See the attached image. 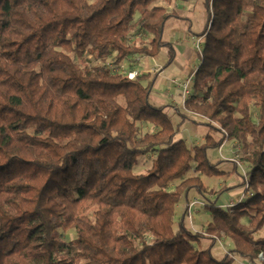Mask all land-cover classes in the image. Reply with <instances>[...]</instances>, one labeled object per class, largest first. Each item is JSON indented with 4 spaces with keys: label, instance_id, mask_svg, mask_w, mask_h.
I'll use <instances>...</instances> for the list:
<instances>
[{
    "label": "trees",
    "instance_id": "obj_1",
    "mask_svg": "<svg viewBox=\"0 0 264 264\" xmlns=\"http://www.w3.org/2000/svg\"><path fill=\"white\" fill-rule=\"evenodd\" d=\"M173 1L0 0V264H264V0H204L202 53L176 126L166 106L149 103L159 73L110 67L162 51L160 73L173 63L167 22L192 33L156 5ZM134 30L147 44L129 42ZM186 121L207 128L200 145L177 138ZM225 140L244 151L250 193L223 208L206 195L225 189L207 191L200 176L222 174L207 150ZM143 156L151 166L135 173ZM192 192L207 200L205 234L185 225ZM222 236L232 247L216 259Z\"/></svg>",
    "mask_w": 264,
    "mask_h": 264
},
{
    "label": "rangeland",
    "instance_id": "obj_2",
    "mask_svg": "<svg viewBox=\"0 0 264 264\" xmlns=\"http://www.w3.org/2000/svg\"><path fill=\"white\" fill-rule=\"evenodd\" d=\"M156 5H162L167 9L168 12L174 11L178 15L185 17L186 14H190V12H188L187 10L188 7H190L191 9H194V8L201 9V7H204V0H191L190 4L183 3V1L176 0L172 6L171 5L167 6L162 2H158L156 3ZM204 11H205V7H204ZM196 16L192 18V21L190 22V25H191L190 28L192 32L194 31L192 29L193 27L192 22H196L199 24L201 23V20ZM135 17H137V15ZM206 23L207 21L202 25V28L199 29L198 33L195 34V36L193 37H201L197 35L204 29ZM187 34H189L187 32V26L184 23H181L174 19H170L167 22L165 31L163 33V39L175 45L174 49L176 51V57L171 65H169L168 67L164 68L161 71L162 80L160 83V87H163V86L169 87L167 85V82H168L169 85H171L169 88L173 89L174 91L176 90L177 94L179 95V97H181V99L177 101L178 102L177 105H174V104L172 105L167 101V99H163V101H165V103H167L168 105H164V104H160V105H164L167 107L166 112L168 113L169 116H171L174 126L180 123V118L176 114H174L175 108L182 110L181 111L182 114L187 113L185 110L182 109V107H183L184 100L188 96H190L191 84L193 80L190 82L189 85H187L185 90H184V86L186 85L187 80H189L190 78L193 79V71L196 69L199 63V59H197L196 55L198 54L201 57L200 52L196 49L194 40L192 39V37L191 38L188 37ZM148 40H149V36H146L140 31L134 30L132 32V35L130 36L129 42L131 44L140 46V45L147 44ZM179 44H180L179 54H177L176 49H177V46H179ZM202 47H203V39H201V44H200L201 53H202ZM166 60H167V55L165 51H162L159 54L158 58L156 59H148L143 56L132 55L123 62L126 64V67L124 69L125 72H121V75L125 77H129V75H131V73L135 71H138L139 75L149 74L151 76L154 73L160 74V70L163 67ZM90 65H94V62H91ZM110 67H112V69L115 72L120 73L114 67V65H111ZM191 72H192V75H190ZM158 78H159V75H158ZM158 83L159 82L155 83L153 90L156 89V86ZM165 87L162 88L164 89V91H165ZM183 94H185L184 98L182 97ZM149 103L152 106H153V103H154V106H157V104H155L156 102L154 101V99H150ZM252 118L254 121H256L257 119V109L255 107H252ZM195 120L198 122H202V121L205 122L204 119H201L199 117L195 118ZM139 127H140V132L142 134L146 132L154 131V128L149 125H139ZM215 127L217 126L215 125ZM178 129H179V133L177 135V138L184 139L185 143L189 147L200 145L204 141V137L207 133V128L204 125L196 126L187 121L180 124ZM213 135L216 139L222 136L221 133H217ZM222 146H225V147L221 148ZM222 146L218 150L217 149L207 150L208 160L210 162L212 161V163H218L217 167L220 171H222V174L219 176H213V177L200 176V178L207 191L213 190V191L219 192L221 189H225L219 194L217 198L215 196L206 195V198L209 201L214 202L216 206L218 207L224 208L228 204L237 203L240 199L245 200L249 196L248 194L250 193V191H248L249 193H247L245 191V186L241 184L242 181L245 182L246 180L247 182V179H244V178H245V173H247V170H248L247 164L242 161L244 151L242 150L241 145L238 143L229 141V140H225ZM137 161H138L137 167H135L134 169L135 173H145L148 170V168L151 166V156L139 157ZM194 175L196 174L190 171L186 174V177H190ZM193 196L194 197L196 196L197 199H200L197 201L203 202V204L206 205L207 200L197 195L195 192H192L189 194V199L192 198ZM184 207H185L184 202H180L175 208V214L173 217L174 229H176L177 222L180 219L181 214L183 213ZM196 212L198 213L200 212V214ZM206 219H210V212L208 210H205V207L198 206L197 208H193V210L187 214L185 225L188 229H190L192 228L193 223L195 224L197 223L199 226L204 227L201 233L205 234V228L207 226V225L205 226V224L207 223ZM242 223L246 225L247 220L243 219ZM258 236H262V232L255 233L254 237H258ZM74 237L75 235H74L73 230H68L66 233L62 234V238L66 242L72 241ZM209 245H210V242L205 239L201 241L200 247L208 248ZM230 245H231V242L227 238L223 236L220 237L219 239H217V241L214 243L213 247L211 248L212 256L216 259H221L225 253H228Z\"/></svg>",
    "mask_w": 264,
    "mask_h": 264
},
{
    "label": "crops",
    "instance_id": "obj_3",
    "mask_svg": "<svg viewBox=\"0 0 264 264\" xmlns=\"http://www.w3.org/2000/svg\"><path fill=\"white\" fill-rule=\"evenodd\" d=\"M179 1H182V0H179ZM190 1L191 0H187V1H184L183 0V3L190 4ZM174 3H175V1L172 2L171 6ZM187 10H188V12H190V14H186L185 18L188 19L190 22L192 21V18H194L196 15H197L196 17H198L201 20V23L200 24L199 23H196V22H192V25H193L192 29L194 31L191 34L190 33L187 34V36L191 38V37L195 36V34L198 33V30L201 29L202 28V25L207 21V14L204 11V7H201V9L200 8L191 9L190 7H188ZM194 14H195V16H194ZM164 31H165V29H164ZM179 48H180V44H179V46H177V49H176L177 50V54H179ZM161 80H162V76H161V73H160L159 74L158 81H157L159 83L157 84L156 89L153 90V91H151V95H150L151 99H154V101L156 102L155 104H157V105H160V104L168 105L167 103H165V101H163V99H167V101L170 104H172V105L173 104L174 105H177L178 104L177 101L179 99H181V97H179V95L177 94V91L176 90L174 91L173 89L169 88L171 85H169L168 82H167V85L169 87L163 86V87H165V91H164V89H162L163 87H160ZM172 81H174V80H172ZM223 147H225V146H222L221 148H223ZM211 163H212V161H211ZM194 200H200V199H197L196 196L195 197L193 196L192 198L189 199L188 203H190L191 201H194ZM196 213H198V212H196ZM198 214H200V212ZM206 222L207 223L205 224V226L210 222V219H206ZM201 227L202 226H199L197 223L196 224L193 223L192 228H190L189 230L192 231V232L201 233L203 231V229H204V227H202V228ZM231 247H232V245H230L229 249ZM234 264H247V263L243 262L242 260H240L238 258H235Z\"/></svg>",
    "mask_w": 264,
    "mask_h": 264
},
{
    "label": "built area",
    "instance_id": "obj_4",
    "mask_svg": "<svg viewBox=\"0 0 264 264\" xmlns=\"http://www.w3.org/2000/svg\"><path fill=\"white\" fill-rule=\"evenodd\" d=\"M192 39L194 40V44L196 46V49L200 52V55H201V48H200V44H201V39H203V36L201 37H192ZM126 65L125 64H121L119 66V69L118 71L121 73V72H125L124 69H125ZM139 75V72L138 71H135L133 73H131V75H129L130 78H134V77H137ZM193 79L190 78L189 80L186 81V85L184 86V90L186 89L187 85L190 84V82L192 81ZM186 93V91H185ZM185 94L182 95V97L184 98ZM232 204H229L227 205L228 207H230ZM198 206H203V202H200V201H197V200H194L192 202L189 203L188 205V213L190 211L193 210V208H197Z\"/></svg>",
    "mask_w": 264,
    "mask_h": 264
}]
</instances>
